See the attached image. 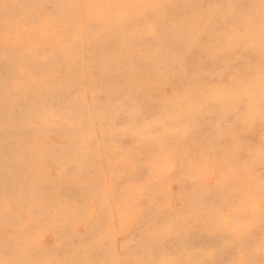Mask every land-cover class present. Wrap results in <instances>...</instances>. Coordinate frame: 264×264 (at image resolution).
<instances>
[{"label": "snow or ice", "instance_id": "6c2138e0", "mask_svg": "<svg viewBox=\"0 0 264 264\" xmlns=\"http://www.w3.org/2000/svg\"><path fill=\"white\" fill-rule=\"evenodd\" d=\"M0 9L6 139L70 134L9 154L0 264H264V0Z\"/></svg>", "mask_w": 264, "mask_h": 264}, {"label": "rangeland", "instance_id": "374dc122", "mask_svg": "<svg viewBox=\"0 0 264 264\" xmlns=\"http://www.w3.org/2000/svg\"><path fill=\"white\" fill-rule=\"evenodd\" d=\"M4 3L20 4V3H29L32 0H3ZM64 2L72 3L74 0H64ZM163 2L168 3H187L190 0H163ZM5 18L3 10L0 9V29L3 28L5 24ZM47 42V41H46ZM60 52L65 56V59H68V54L64 53L63 49H60ZM7 68L0 64V184L4 182L5 179H17L18 173L13 165V161L10 158L9 154L15 153L17 145L22 147H29L33 144L39 143V147L36 150V159L39 158V155L47 150L50 151L57 147H65L69 140L67 137L70 135L69 132L62 127L60 124H56L53 131L50 132L45 138L41 141L35 139V133L31 134V137L28 136L24 128H16L12 134H10L7 139L5 136L6 129L4 127V117H5V88H4V78L7 75ZM56 71L55 66L51 69L52 74L54 75ZM61 84L56 79H51L45 82L39 88L40 97L49 96L55 94L58 103H71L75 98V93H71L67 96V99H63V93L59 91ZM99 95V91L97 92ZM89 102H91V93L88 94ZM258 138V137H257ZM70 195L80 194V189L77 187H70L66 189Z\"/></svg>", "mask_w": 264, "mask_h": 264}, {"label": "bare ground", "instance_id": "6f19581e", "mask_svg": "<svg viewBox=\"0 0 264 264\" xmlns=\"http://www.w3.org/2000/svg\"><path fill=\"white\" fill-rule=\"evenodd\" d=\"M170 1V0H169Z\"/></svg>", "mask_w": 264, "mask_h": 264}]
</instances>
